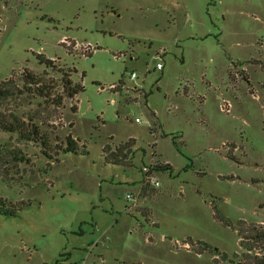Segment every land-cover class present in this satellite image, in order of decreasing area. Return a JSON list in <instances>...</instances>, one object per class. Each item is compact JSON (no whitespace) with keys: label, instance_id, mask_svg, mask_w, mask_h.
<instances>
[{"label":"rangeland","instance_id":"1","mask_svg":"<svg viewBox=\"0 0 264 264\" xmlns=\"http://www.w3.org/2000/svg\"><path fill=\"white\" fill-rule=\"evenodd\" d=\"M219 2L0 0V113L86 148L0 131V264H264V0Z\"/></svg>","mask_w":264,"mask_h":264},{"label":"trees","instance_id":"2","mask_svg":"<svg viewBox=\"0 0 264 264\" xmlns=\"http://www.w3.org/2000/svg\"><path fill=\"white\" fill-rule=\"evenodd\" d=\"M37 59L40 64H44L47 68L54 67V63H53L54 61L51 59H44L42 54H38ZM65 74L66 73H63V76H65ZM62 79L64 81V89H67V92L70 97H74L80 92L84 91V86L81 83L79 82L74 83L71 79H66L65 77H63ZM8 93L9 91H7L6 89L0 88V95L1 94L8 95ZM72 109L75 110V107H72ZM27 127L25 126L24 121H20L17 118H12L11 120H9L3 114L0 113V131L17 133L20 136V138L26 141L39 142L42 146L43 155H45L51 160H56V161L59 160L61 157L60 154L69 153V152L75 153L79 151L81 148L86 149L84 144L83 145L79 144L80 143L79 139H74L71 136H67L65 138L64 145H63V141L61 142L57 141V143L55 144L56 147H54V150H52L47 137L44 136L37 137L35 134L37 133V130L35 129L31 134L30 130ZM173 142L176 145L175 139H173ZM135 151H136L135 139L133 138H130L126 142H122L119 145H116L115 147L106 146L103 149V152L105 153V160L107 162L111 164H122V165L130 164L131 159L135 156ZM145 167L148 168V171L144 172V176L146 178L150 175H153L156 172L173 171V167L169 163L155 162L153 164L150 163V165ZM147 185H149V183L146 182L145 187L143 186L142 189L143 191L146 190ZM17 214H18L17 204H14L13 202H9L7 199L0 197V215L14 217ZM239 236L240 238L243 237L242 234ZM241 245L244 247L243 241H241ZM238 264H243V263L238 262Z\"/></svg>","mask_w":264,"mask_h":264},{"label":"built area","instance_id":"3","mask_svg":"<svg viewBox=\"0 0 264 264\" xmlns=\"http://www.w3.org/2000/svg\"><path fill=\"white\" fill-rule=\"evenodd\" d=\"M161 55H162V52L159 51V53L156 54L155 58H157V59H161ZM162 67H163L162 63H161V62H158V63H157V68H158V69H161ZM131 77H132V78H136L137 75H136L135 73H132ZM136 120H137V121H140L138 118H137ZM146 171H148V168H147V167H145V172H146ZM147 179H148L149 181H151V182H154V184L156 183V184L158 185V182H156V179L153 177V175L148 176ZM127 198H128L129 200L132 199V198H133L132 194H127Z\"/></svg>","mask_w":264,"mask_h":264},{"label":"crops","instance_id":"4","mask_svg":"<svg viewBox=\"0 0 264 264\" xmlns=\"http://www.w3.org/2000/svg\"><path fill=\"white\" fill-rule=\"evenodd\" d=\"M211 1H213V0H211ZM220 2V4H223L224 5V0H219ZM212 24V26H213V23H211ZM207 32H204V33H202V34H200V37H204V36H208V35H214L216 32H212L213 30H209V29H207L206 30ZM195 35H197V34H195ZM142 189H143V186H141V190H140V192H142ZM139 202L140 201H138V203L136 204V205H134L135 207L134 208H138L139 206H140V204H139Z\"/></svg>","mask_w":264,"mask_h":264}]
</instances>
